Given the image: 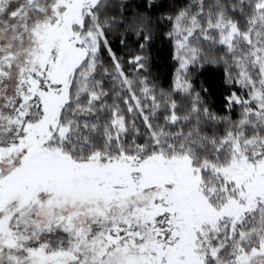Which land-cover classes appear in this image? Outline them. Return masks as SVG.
<instances>
[{
	"label": "snow or ice",
	"instance_id": "1",
	"mask_svg": "<svg viewBox=\"0 0 264 264\" xmlns=\"http://www.w3.org/2000/svg\"><path fill=\"white\" fill-rule=\"evenodd\" d=\"M0 264H264V0H0Z\"/></svg>",
	"mask_w": 264,
	"mask_h": 264
}]
</instances>
